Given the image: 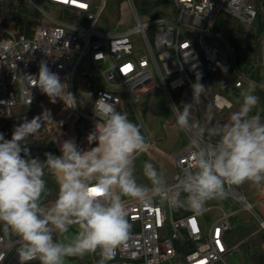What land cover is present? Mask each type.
I'll return each instance as SVG.
<instances>
[{
  "label": "built area",
  "instance_id": "1",
  "mask_svg": "<svg viewBox=\"0 0 264 264\" xmlns=\"http://www.w3.org/2000/svg\"><path fill=\"white\" fill-rule=\"evenodd\" d=\"M5 1L0 0V4ZM27 1L44 14L46 21L28 38L18 27L0 20V124L18 106L40 108L46 102L48 97L39 88H31L27 77L38 76L42 61L69 84L70 92L76 96V74L81 63L89 59L100 72L105 87L95 91L90 113L79 111L78 105L70 109L69 115H76V118L68 139H73L85 150L96 146L95 143L88 144L87 136L98 119L94 115L98 103H113L121 112L128 103L149 139L150 148L146 152L161 157L163 179L167 172L163 159L175 168L174 179L164 180L167 185H174L188 165V146L176 154H163L154 136L145 128L142 114L136 111L135 105L140 99L161 89L172 107L176 105L182 111L185 103H191V119L205 125L195 114L198 110L203 114L206 104L222 113L234 107L235 102L228 94L242 92L253 84L264 91V80L255 82L239 70L235 49L215 29L220 15L225 14L240 22L247 35L253 29L250 38L253 39L259 28H264V0H172V6L166 10L167 17L156 19H142L134 1L126 0L137 25L124 32L97 28L107 0ZM43 4L72 10L77 20L84 17L86 25L52 18L42 9ZM231 59L233 64L229 62ZM260 65L264 77V30ZM219 74L231 77L230 86L226 87L215 78ZM198 77L205 90L198 100H192L191 85ZM212 80L226 89L220 91ZM216 124L219 123L214 122ZM186 134L190 139V134ZM215 139L210 142L214 143ZM227 198L232 201L233 211L228 213L219 209L220 216L207 230L201 221L209 211L206 206L196 213L185 208H172L160 197L154 198L150 206H141L126 198L128 220L132 225L130 237L108 264H228V259L238 249V245H228V232L236 227L238 219L240 225L255 223L256 233L264 232V186H259L253 201L248 199L244 184L234 186ZM243 213L249 215V224L241 220ZM19 243L16 238L7 240L0 236V264H19L16 254ZM242 264H246L244 259Z\"/></svg>",
  "mask_w": 264,
  "mask_h": 264
},
{
  "label": "clouds",
  "instance_id": "2",
  "mask_svg": "<svg viewBox=\"0 0 264 264\" xmlns=\"http://www.w3.org/2000/svg\"><path fill=\"white\" fill-rule=\"evenodd\" d=\"M27 77L50 103L77 107L69 84L45 62L38 76ZM191 89L192 100H198L205 90L200 77ZM254 90V84L243 90L239 109L227 122L212 126L191 119V103L182 111L173 105L177 127L190 134V159L174 185H167L150 162L143 166L149 184L138 183L135 160L150 148L149 139L141 124L110 102L96 106L98 119L87 136L88 144L96 146L87 150L67 139L59 144L60 155L45 153L43 160L30 156L28 139L53 122L48 109L15 126L11 139L0 133V226L9 240L20 242L19 264H65L67 258L86 253H97L98 264H108L130 237L126 198L150 206L160 197L172 208L199 213L208 201L226 199L234 186H264V119L252 114L259 101ZM45 169L58 185L56 199L47 206L42 203L48 190ZM73 228L74 236L60 238Z\"/></svg>",
  "mask_w": 264,
  "mask_h": 264
},
{
  "label": "trees",
  "instance_id": "3",
  "mask_svg": "<svg viewBox=\"0 0 264 264\" xmlns=\"http://www.w3.org/2000/svg\"><path fill=\"white\" fill-rule=\"evenodd\" d=\"M39 2V0H37ZM136 10L140 16L148 18H162L166 15V10L172 6V0H133ZM27 0H6L0 4V20L8 25L18 27L21 34L31 38L35 29L45 23L44 14L36 7L27 5ZM40 2H42L40 0ZM126 0H107L105 9L101 14L97 28L104 31L115 30L120 19L121 10ZM57 19L70 23H80L86 25L84 17L77 20L74 11L59 8L57 10ZM216 31L222 35L235 49L236 61L244 66L245 74L249 79L255 82H262L261 62V33L264 28H259L258 34L253 39H247V30L237 20L222 14L220 15L216 25ZM241 97V91L234 92ZM254 94L258 96L259 101L253 110V115L258 114L264 119V91L255 87ZM70 109L63 105L52 116L53 122L58 121L61 117L66 116ZM123 112L128 114L130 120L140 124L132 106L125 103ZM39 116L36 107L18 106L15 108L10 117L0 124V133H3L5 139H11L14 127L22 123L25 119L31 120L33 117ZM142 132L144 129L142 127ZM55 134V132H53ZM56 136L58 134H55ZM26 146L30 150L32 158L39 157L45 159V153L60 155V150L47 130L45 124L35 137H30ZM45 176L48 181L47 192L44 194L42 203L50 205L57 197L58 185L55 178L45 169ZM189 212L188 209L185 208ZM257 227L251 225H240L228 232V245L234 247L238 245V249L242 251L246 264H264V232H257ZM0 236L9 240L4 234L2 226H0ZM14 238V237H13ZM12 238V239H13ZM69 259H74L70 257ZM39 264V261L32 263Z\"/></svg>",
  "mask_w": 264,
  "mask_h": 264
},
{
  "label": "rangeland",
  "instance_id": "4",
  "mask_svg": "<svg viewBox=\"0 0 264 264\" xmlns=\"http://www.w3.org/2000/svg\"><path fill=\"white\" fill-rule=\"evenodd\" d=\"M27 5L33 7L34 4L27 2ZM35 7V6H34ZM42 9L45 10L52 18L57 17L58 7L50 6L48 4H43ZM142 19L148 17L140 16ZM167 17L166 15L164 16ZM137 22L132 11L131 5L125 2L121 10V19L116 27L117 32H124L132 30L136 27ZM237 60V59H236ZM233 64L232 59L229 61ZM237 62V61H236ZM239 70L245 72L244 66L237 62ZM235 75V74H234ZM214 84L220 91H224V87L221 83L216 80H212ZM105 87L102 76L98 70L95 69L94 65L91 64L89 59L84 60L76 74L74 80V90L76 98L78 99L79 111L83 113H90L93 103L94 94L97 89ZM70 91V88L68 89ZM120 92V90H118ZM230 99L234 100V107L230 111L218 112L215 108L210 106H205L204 113L201 114L198 110L195 117L200 121H204L205 125L209 124L211 121L215 123H225L228 121L231 112L237 111L239 109L242 98L238 97L234 92L227 95ZM62 101H57V103L52 104L49 98L46 100L44 105L40 108H36L39 115L44 109H48L51 112V116L54 115L62 106ZM137 113L142 114L144 120V126L154 136V140L157 141L158 149L165 155L176 154L180 152L185 146H188L190 139L186 134V131L180 130L176 125V114L168 99V97L163 93L161 89H157L154 92L146 95L135 105ZM70 109V108H69ZM194 114V112H193ZM67 116V115H66ZM66 116L61 117L59 120H65ZM76 115H71L68 120L64 123V129H71L73 122L75 121ZM59 120L54 122H46L45 126L55 132L59 133ZM47 128V127H46ZM48 130V129H47ZM49 131V130H48ZM72 131V130H71ZM50 133V132H49ZM70 133V132H69ZM55 141V136L50 134ZM59 148V146H58ZM60 150V148H59ZM145 162H150L154 165L157 171L162 175L164 172L161 161L154 157L151 153L146 152L140 154L135 160V175L138 183L148 185L149 181L143 175V166ZM163 177V176H162ZM56 199V198H55ZM54 199V200H55ZM53 200V202H54ZM52 202V203H53ZM206 208L209 209L206 212L201 221L204 230H207L214 221L220 216V210L227 211L228 213L233 211L232 201L228 198L223 200H210L205 204ZM239 219L235 222L236 227L240 225ZM253 227H257L255 223H252ZM76 229H70L69 232L65 233L62 239H69L74 236ZM74 259L67 258L65 264H78L79 261L91 258V262L85 264H98L99 257L97 253H86L83 257H73ZM244 256L240 249H237L234 255L228 259V264H242ZM245 260V259H244ZM170 264V263H166Z\"/></svg>",
  "mask_w": 264,
  "mask_h": 264
},
{
  "label": "water",
  "instance_id": "5",
  "mask_svg": "<svg viewBox=\"0 0 264 264\" xmlns=\"http://www.w3.org/2000/svg\"><path fill=\"white\" fill-rule=\"evenodd\" d=\"M262 23H264V20H262ZM253 33V29L249 31L248 35H247V39H250L251 38V35ZM215 78L219 81H222V83L228 87L230 86L231 82H232V79L231 77L229 76H226L224 74H219V75H216ZM214 125V122L211 121L209 123V126H212ZM80 128L82 129L83 128V125L80 126ZM156 157L158 159H161V157L159 155L156 154ZM163 163H164V166L165 168L167 169V172L165 173L164 175V180L165 181H171L174 179L175 175H176V170L175 168L165 159H163ZM244 187H245V191H246V194H247V197L250 201H253L254 200V197H255V193L257 191V189L259 188V186H250L248 183H245L244 184ZM241 220L245 221L246 223H250L251 220H250V217L247 213H243L242 216H241ZM92 259L91 258H88V259H84V260H81L79 261L78 264H85L87 262H91Z\"/></svg>",
  "mask_w": 264,
  "mask_h": 264
},
{
  "label": "crops",
  "instance_id": "6",
  "mask_svg": "<svg viewBox=\"0 0 264 264\" xmlns=\"http://www.w3.org/2000/svg\"><path fill=\"white\" fill-rule=\"evenodd\" d=\"M69 113H70V111H69ZM69 113L67 114V116H66V118H65V120H59V133H58V135L56 136L55 135V142H56V144H57V146H59V144L62 142V141H64V140H66V138L68 139V137L69 138H71V135L69 134V132H71V129H64V123L68 120V118L70 117V115H69ZM47 129H48V127H47ZM49 130V129H48ZM51 134V133H50ZM64 139V140H63Z\"/></svg>",
  "mask_w": 264,
  "mask_h": 264
},
{
  "label": "snow or ice",
  "instance_id": "7",
  "mask_svg": "<svg viewBox=\"0 0 264 264\" xmlns=\"http://www.w3.org/2000/svg\"><path fill=\"white\" fill-rule=\"evenodd\" d=\"M93 191H96V190H93Z\"/></svg>",
  "mask_w": 264,
  "mask_h": 264
}]
</instances>
